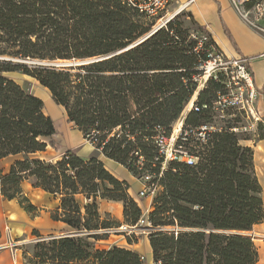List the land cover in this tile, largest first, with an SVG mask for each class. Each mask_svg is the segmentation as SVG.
I'll return each mask as SVG.
<instances>
[{"label":"trees","instance_id":"obj_1","mask_svg":"<svg viewBox=\"0 0 264 264\" xmlns=\"http://www.w3.org/2000/svg\"><path fill=\"white\" fill-rule=\"evenodd\" d=\"M154 24L122 0H0V159L23 155L6 174L0 170V194L34 213L37 207L22 188L29 180L59 200L52 219L65 226L59 235L35 230L38 240L26 250L24 264H145L130 248L99 246L107 230L122 225L102 216L100 199L122 202L126 224L144 214L127 181L95 155L68 150L55 161L34 157L56 148L57 126L43 100L7 74L27 75L49 90L69 123L105 157L139 178L147 171L159 174L152 137L158 126L170 133L194 95L200 59L207 58L195 51L196 37L208 35L206 48L215 42L183 10L132 46ZM57 61L76 65L43 63ZM218 91L210 80L196 104L211 102ZM216 122L210 110H191L185 119L192 126ZM222 122L206 142L186 143L197 163L169 162L163 171L148 215L156 264L258 262L247 234L264 221L254 150L241 143L248 136L233 130L240 116Z\"/></svg>","mask_w":264,"mask_h":264},{"label":"built area","instance_id":"obj_2","mask_svg":"<svg viewBox=\"0 0 264 264\" xmlns=\"http://www.w3.org/2000/svg\"><path fill=\"white\" fill-rule=\"evenodd\" d=\"M125 5L136 10L146 19L155 21L152 30L155 32L165 26L172 18L180 13L184 8H180L171 15H165L173 0H122ZM231 5L244 20L254 30L264 34V0H230ZM196 37V36H194ZM195 51L204 52L207 56L205 60L200 59V73L195 76L197 88L179 119L173 124L170 133L164 127L158 126L152 137L157 148L158 155L155 162H161V171L154 174L147 171L142 175V188L138 193L140 198H154L161 189L159 180L169 162H184L189 165L197 163L198 157L190 152L186 147L189 140L206 142L212 133L221 130L214 123L201 124L199 126L185 125L186 115L189 111L201 112L210 110L215 121L225 119L230 112H238L243 117L253 120L249 126L233 128L234 131H250L253 126L263 121L260 108V93L254 82V75L250 69V58L244 56H229L216 44L205 47L209 41L207 34H199ZM213 80L219 85L216 97L209 103L196 104L199 92ZM231 115V114H230ZM87 141V140H86ZM90 143L89 141H87ZM91 144V143H90ZM92 145V144H91ZM93 146V145H92ZM139 152H136L138 155ZM142 159V157H141ZM147 209L135 225L122 224L107 232H117L125 236H137L139 233H150L154 230L152 222L149 220ZM13 241H9L7 248L12 251L15 248Z\"/></svg>","mask_w":264,"mask_h":264},{"label":"crops","instance_id":"obj_3","mask_svg":"<svg viewBox=\"0 0 264 264\" xmlns=\"http://www.w3.org/2000/svg\"><path fill=\"white\" fill-rule=\"evenodd\" d=\"M175 2L177 4V6L175 7V12L182 7L184 8L183 10L191 11L196 21L199 23V25H201L212 36V39L215 42V44L222 51H224L227 55L244 56V57L250 58V69L254 75V82H255L256 88L258 89L260 93V108L262 111V115L264 117V34L254 30L249 25H247L244 22V20L239 16V14L236 12V10L233 8L230 0H175ZM261 25L264 26V21L261 22ZM18 74L20 73L12 72V73H8L7 75L17 80L23 87H25L32 94L40 97L38 94H36L26 85V81L21 82L19 79L16 78ZM23 76L29 77L24 74ZM52 101L54 100L52 99ZM55 105L57 104L55 103ZM61 108L63 109V107ZM258 127L262 129L260 132V134H262V137L254 134L251 137H248V139L242 140L241 143L245 146L252 147L254 150V169H255L256 176L258 177V180L262 186V190H263L262 196L264 200V120L258 123ZM85 145L86 144L74 145L71 142L67 145L68 147L63 153H65L68 150H74L79 156H81L80 149ZM49 149L50 148H48L44 152H38L34 154V157H38L40 159L49 160V161H55L60 158L58 157L53 160V159H47L43 157V154L47 153ZM96 151L98 150H95V153ZM99 153L101 152L99 151ZM91 156L92 155L81 156V157L89 158ZM95 156L99 157L104 162V164L106 160L107 161L111 160L105 157L102 153L101 154L96 153ZM22 158H23V155L19 154V155H10L8 157L0 159V170H2L4 174H6L10 170L11 166L17 160L22 159ZM117 164L120 165L119 163ZM114 175L120 180L127 181V183L130 186L129 194L138 202L143 212H145L147 209L149 210L152 209V204H153L152 198L148 197L149 198L148 204L145 207L142 206L143 202L139 201L140 197L138 196V193L143 187L140 179L139 180L136 179L135 176L133 175L135 180L133 183H130L124 177L116 175V174ZM26 184H29L33 189H35V192H34L35 196L32 194V192H27ZM22 188H23L25 196H27L29 200L31 201V203L37 207V211L34 213H29L20 205L17 199L8 200L2 194H0V264H24L25 263L24 256L26 254V250L25 248L24 249L22 248L24 243L19 242V241L18 242L13 241L12 240L13 237L9 233L11 232L10 231L11 229L9 228L8 223H7V216L10 218L13 216L12 210H11L12 207L19 206V208H21L27 214L29 215L34 214V217L37 218L38 216L37 213H39L42 210L40 200L39 198H37L41 196L39 191H41L42 193L50 197L54 203V207L52 209L53 211L51 212V218H52V213L59 206V200L57 198H55L52 194L44 191L42 188L34 187L32 182L29 180H26L22 183ZM99 206H100V212L102 216L104 217L106 215H110L112 218H114L115 209H120L121 215L116 216V218L119 222L124 223L122 202L100 199ZM54 222L59 223L61 225V229L56 232H50L49 235L62 234L65 230L64 224L58 221H54ZM40 234L42 233L40 232ZM247 234L253 237L256 247L258 249L259 258L256 264H264V221L259 224H256L251 231L247 232ZM9 241H13L14 244H16L13 251L10 248L5 247L7 246ZM112 245H120V246L130 248L136 251L137 253H139L141 256H143L145 264H147V261H149V264H156V262L153 259V252H152V247L150 244L149 233L141 232L137 236H134V238L131 239V242L128 241L127 236H125L124 234L110 233L108 238L103 240L99 244L101 248H110Z\"/></svg>","mask_w":264,"mask_h":264},{"label":"rangeland","instance_id":"obj_4","mask_svg":"<svg viewBox=\"0 0 264 264\" xmlns=\"http://www.w3.org/2000/svg\"><path fill=\"white\" fill-rule=\"evenodd\" d=\"M177 6L175 0H173L172 4L168 8V12L165 15H171L175 12V7ZM59 63L62 62H68V61H57ZM17 79H19L21 82L26 81V85L34 91L36 94H38L45 103V109L48 114H50L56 124H57V134L54 137V140L56 141V148H50L47 153L43 154V157L47 159H55L62 155V153L67 149V145L72 142V144H86L80 149V155L81 156H89V155H95L101 154L99 151L95 150L96 148L92 147L90 143H88L84 138L83 134L79 132V130L72 124L69 123L67 116L64 112V110L59 107L58 105H55L54 101H52V98L50 96V93L47 89L43 88L39 83H37L33 78L25 77L23 74H18L16 76ZM237 116H240L241 122L239 123L240 126H249L251 125L252 121L243 117L241 114H238V112H235L229 116H227L225 119H219L216 122V125H222L224 124L222 120L226 119H233ZM264 120V117L262 118ZM261 128L258 127V124L256 126H253V128L250 131H244L242 132L244 135L251 137L252 135H262L260 134ZM59 143H58V142ZM106 167L114 174L124 177L126 180H128L130 183L134 182V176L132 173L127 171L123 166L118 165L112 160H106L105 161ZM169 166V163H167L166 167ZM136 179H140L139 177H136ZM141 180V179H140ZM27 192H32V194L35 196L34 192L35 189H33L29 184H26ZM40 195L39 200L40 204L42 206V210L37 213V218L33 215L27 214L25 211H23L19 206H14L11 208L13 216L10 218L7 216V223L9 228L11 229L9 232L10 235L13 237V241L15 242H22L24 243L23 249L25 250H31L33 244L38 240V238L34 235V231L38 230L42 234L48 236L50 232H56L61 229V225L59 223H56L51 218V212L53 211L54 203L50 197L39 191ZM80 202H83V199L81 196L78 197ZM138 198V197H137ZM149 198H139V201L143 202L142 206H146L148 204ZM115 217L112 218L113 220H117L116 216L121 215L120 209H115L114 211ZM35 220V221H34ZM124 220V219H123ZM34 221V222H32ZM121 224H125L121 223ZM117 227H114V229ZM115 233V232H110ZM117 233V232H116ZM254 234V233H253ZM21 244V243H20ZM147 264H149V261H147Z\"/></svg>","mask_w":264,"mask_h":264},{"label":"water","instance_id":"obj_5","mask_svg":"<svg viewBox=\"0 0 264 264\" xmlns=\"http://www.w3.org/2000/svg\"><path fill=\"white\" fill-rule=\"evenodd\" d=\"M153 32L151 33H148L146 36H144L143 38L139 39L137 42H135L134 44H132V46L142 42L143 40H145L147 37H149ZM95 59H100V58H95ZM44 64H47V65H55V66H72V65H76L75 62H62V63H59V62H43ZM75 234V233H73Z\"/></svg>","mask_w":264,"mask_h":264}]
</instances>
